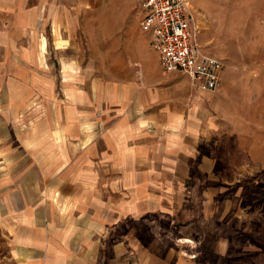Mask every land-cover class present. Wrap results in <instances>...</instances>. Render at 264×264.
<instances>
[{"label": "crops", "instance_id": "0c3cea01", "mask_svg": "<svg viewBox=\"0 0 264 264\" xmlns=\"http://www.w3.org/2000/svg\"><path fill=\"white\" fill-rule=\"evenodd\" d=\"M191 1L186 12L193 29V18L201 27V0ZM139 20L137 0H0V120L35 122L21 132L27 156L15 160L13 146H0L6 264H152L166 258L157 251L158 233L169 231L171 219L198 226L201 240L214 239L207 245L213 259L202 264H221L228 230L237 236L228 238L231 255L242 264H264V193L259 230L249 222L253 185L264 191V65L260 76H246V97L232 84L233 72L241 71L229 70L224 151L231 154L230 183L242 187L220 212L215 207L211 236L201 198L192 219L170 186L187 184L194 165L203 184L211 179L207 168L222 167L196 153L206 122L219 136L215 151H223L215 123L227 119L219 113L225 75L221 69L220 99L206 119L205 92L161 68ZM174 206L181 207L178 215L170 212ZM227 217L245 222L233 228ZM181 239L190 246L188 236Z\"/></svg>", "mask_w": 264, "mask_h": 264}, {"label": "rangeland", "instance_id": "374dc122", "mask_svg": "<svg viewBox=\"0 0 264 264\" xmlns=\"http://www.w3.org/2000/svg\"><path fill=\"white\" fill-rule=\"evenodd\" d=\"M192 3L191 0H188ZM187 12H190L189 7H186ZM201 27L195 24V19L193 22L195 27L192 29L193 32V42L196 45V49L199 53H206L212 55L221 60L223 64L222 77L225 75L226 94L222 95L221 113L222 117H226V120L216 122V129L221 130L217 132V135H221L220 143L222 152L215 151L217 147L214 145L215 141H219V136H214L213 133V122H206V126L202 129L207 130L204 137L201 140L199 146V152L196 153V158L201 159L204 162H210L213 166L214 161L221 164L222 167H218L214 170L213 167L207 168L206 177L210 173L211 179H206L208 183L198 182L197 176H201L198 168L192 166L194 169L191 170V179L187 184L184 185H174L170 186L173 195L178 196L179 199L184 198L185 206L182 209L190 210V218L193 219V212L199 208V199L201 198V219L204 215L210 216V220H205L204 223L207 224L206 228L209 230L207 234L211 236L214 234L213 229V214L215 212V207H218L216 212H220V204H224V200L235 194L236 191L240 193V188L242 186L231 184L230 177V165L229 159L231 154L228 151H224V148L228 149L230 144V127H229V113H230V91H229V73L230 69L234 66L238 67L241 72H233L234 80L232 81L233 86L240 90V96L246 97L249 95L247 90L251 84L247 82L246 76L249 74L253 78L255 76H260L258 70H261L262 65H264V0H201ZM235 68V67H234ZM253 70L255 73H245V70ZM249 70V71H250ZM227 71V74L224 72ZM243 71V72H242ZM223 81V80H222ZM259 80H255L258 83ZM221 80H219V85L215 90L205 92L203 95L204 99V109L207 118L213 116L214 104H218L220 99L218 95L219 86ZM256 86V85H254ZM260 86V83H259ZM240 87V88H239ZM246 92V93H245ZM202 103V102H201ZM32 115H30L31 117ZM213 118V117H211ZM244 121L238 122V128L244 131ZM35 122L33 120H15L12 123L0 120V146H13L15 152L13 153L14 159L18 160L27 154H23L21 147L25 146L24 138L21 136V132L27 127H32ZM14 133V134H13ZM221 133V134H220ZM10 134V135H9ZM236 155V154H235ZM245 160V153L238 154ZM200 161V160H198ZM217 164V165H218ZM219 166V165H218ZM217 170V173H215ZM213 176H217L214 178ZM213 177V179H212ZM205 180V179H201ZM221 182V183H219ZM253 219L249 221L253 228L259 230V213L261 198L263 191V186L261 184L253 185ZM182 195V196H181ZM191 201L190 203L188 202ZM206 200V201H204ZM222 201V202H221ZM244 203V202H243ZM190 205V206H189ZM181 207L174 206L170 209L173 215H178V211ZM224 209V208H223ZM237 218V219H236ZM226 219L229 220L227 217ZM189 221H191L189 219ZM235 228L236 224H244L245 220L241 221L240 217H233V220H229ZM185 222V221H184ZM211 222L209 225L208 223ZM228 222L227 224H230ZM169 227L165 230L166 233H158L159 244L157 245V251L159 255H163L166 258L163 260H158L152 264H202L203 258L210 257L213 259V254L207 245L213 241V238L205 236L204 238L199 236V232L194 228L193 223H189V227L186 224H175L171 219ZM173 224V225H171ZM229 226V225H228ZM189 228V229H188ZM230 228V227H228ZM199 229V228H198ZM201 230V226H200ZM257 232V231H256ZM262 233H254L253 236L261 235ZM225 235V234H224ZM190 238V246L186 247L182 245V237ZM245 235L243 234V239ZM248 236H251L248 235ZM236 239V233H226V243L228 244V249L225 250L227 256H223L221 264H242L237 255H231V249L229 248L231 243H229L228 238ZM242 239V240H243ZM260 241L263 240L262 236L259 237ZM167 240V241H166ZM208 240H210L208 242ZM5 237L0 233V264H6V259L3 256L5 245ZM233 244H235L233 242ZM240 248L232 249V252L236 254V250ZM224 252V250H223ZM3 254V255H2ZM181 256V257H179ZM225 258V259H224ZM213 262V260H212ZM238 262V263H236Z\"/></svg>", "mask_w": 264, "mask_h": 264}, {"label": "built area", "instance_id": "2783aa9c", "mask_svg": "<svg viewBox=\"0 0 264 264\" xmlns=\"http://www.w3.org/2000/svg\"><path fill=\"white\" fill-rule=\"evenodd\" d=\"M139 27L149 35L165 72H180L201 92L215 90L222 69L220 59L199 53L186 12L188 0H137Z\"/></svg>", "mask_w": 264, "mask_h": 264}]
</instances>
